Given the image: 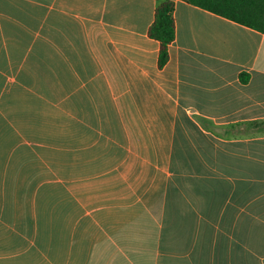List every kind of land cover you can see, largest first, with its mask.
Listing matches in <instances>:
<instances>
[{
    "label": "crops",
    "instance_id": "crops-1",
    "mask_svg": "<svg viewBox=\"0 0 264 264\" xmlns=\"http://www.w3.org/2000/svg\"><path fill=\"white\" fill-rule=\"evenodd\" d=\"M162 1L0 0V264H264V34Z\"/></svg>",
    "mask_w": 264,
    "mask_h": 264
},
{
    "label": "trees",
    "instance_id": "trees-1",
    "mask_svg": "<svg viewBox=\"0 0 264 264\" xmlns=\"http://www.w3.org/2000/svg\"><path fill=\"white\" fill-rule=\"evenodd\" d=\"M192 5L202 7L212 13L241 24L264 34V0H183ZM174 2L164 0L158 4L154 11V20L148 35L158 41V66L163 67L168 58V47L175 37L173 20ZM241 83H247L249 76L245 73L239 75ZM264 130L262 126L255 132Z\"/></svg>",
    "mask_w": 264,
    "mask_h": 264
},
{
    "label": "rangeland",
    "instance_id": "rangeland-1",
    "mask_svg": "<svg viewBox=\"0 0 264 264\" xmlns=\"http://www.w3.org/2000/svg\"><path fill=\"white\" fill-rule=\"evenodd\" d=\"M258 126H261V124H259ZM258 126H257V127H258ZM262 127H264V123H262Z\"/></svg>",
    "mask_w": 264,
    "mask_h": 264
}]
</instances>
